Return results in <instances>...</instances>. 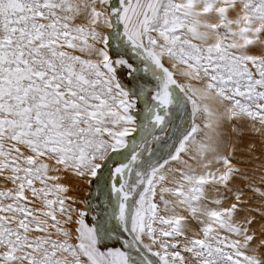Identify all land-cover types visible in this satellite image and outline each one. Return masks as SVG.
Returning a JSON list of instances; mask_svg holds the SVG:
<instances>
[{"label": "snow or ice", "instance_id": "snow-or-ice-1", "mask_svg": "<svg viewBox=\"0 0 264 264\" xmlns=\"http://www.w3.org/2000/svg\"><path fill=\"white\" fill-rule=\"evenodd\" d=\"M0 264H264V0H0Z\"/></svg>", "mask_w": 264, "mask_h": 264}]
</instances>
